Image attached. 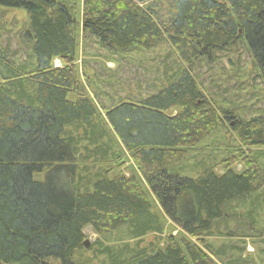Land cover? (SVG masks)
<instances>
[{"label": "trees", "instance_id": "16d2710c", "mask_svg": "<svg viewBox=\"0 0 264 264\" xmlns=\"http://www.w3.org/2000/svg\"><path fill=\"white\" fill-rule=\"evenodd\" d=\"M69 1L0 0L27 11L34 57L15 66L0 50V264H82L77 255L87 227L102 237L128 224L136 236L148 233L151 196L185 235H166L163 247L130 252L114 264H219L207 238L232 202L264 189V169L245 152L220 162L222 174L208 167L188 177L170 169L228 122L242 147H264V115L245 120L218 107L190 70L244 39L264 81V0H173L167 22L143 0ZM86 33L111 51L168 40L185 68L157 92L105 109L103 119L75 64ZM97 119L104 126L97 138L114 132L147 189L123 173L79 177V141L67 130L87 124L93 134ZM238 162L240 172L233 168Z\"/></svg>", "mask_w": 264, "mask_h": 264}, {"label": "rangeland", "instance_id": "374dc122", "mask_svg": "<svg viewBox=\"0 0 264 264\" xmlns=\"http://www.w3.org/2000/svg\"><path fill=\"white\" fill-rule=\"evenodd\" d=\"M77 1L80 0H73L74 3ZM79 3L83 5V0ZM142 3L143 6L152 3L160 21L167 22L173 14V0H143ZM75 11L76 15L81 13L82 6ZM78 17L81 18V14ZM27 27L28 14L24 8L0 5V50L15 66L34 61L32 44L25 36ZM75 64L88 96L97 105L103 119L105 109L122 100L138 101L157 92L174 81L185 68L168 40L150 49L135 46L127 51H111L90 33L79 38ZM190 70L204 93L218 107L230 110L245 120L264 115V81L244 39L198 59ZM93 124H96L93 134H90L87 124L71 125L67 130L79 141V177H93L98 172H108L112 176L123 173L129 177L134 175L146 187L131 154L123 148L114 132L110 130V134L105 133L98 139L104 126L99 119L94 120ZM116 152L119 158L113 156ZM243 152L257 159L264 169V147H242L228 122L225 128L188 150L170 170L181 176L197 177L206 168L212 167L222 174L224 170L219 163L232 154L240 156ZM233 168L240 172L244 166L238 162ZM151 200L154 207L149 222L153 227L148 233L136 236L128 224L102 237L92 227H87L85 234L90 245L77 255L79 262L114 264L117 257L127 258L130 252L145 247H163L166 235L178 238L185 235L179 226L167 218L152 196ZM263 234L264 189L228 206L227 217L215 223L212 234L207 238L210 248L207 252L219 264H264ZM190 239L198 243L197 238ZM126 250L127 253L120 256Z\"/></svg>", "mask_w": 264, "mask_h": 264}, {"label": "water", "instance_id": "95a60500", "mask_svg": "<svg viewBox=\"0 0 264 264\" xmlns=\"http://www.w3.org/2000/svg\"><path fill=\"white\" fill-rule=\"evenodd\" d=\"M84 245H85V247H89V245H90V242H89V240H88V239H86V240L84 241Z\"/></svg>", "mask_w": 264, "mask_h": 264}, {"label": "built area", "instance_id": "2783aa9c", "mask_svg": "<svg viewBox=\"0 0 264 264\" xmlns=\"http://www.w3.org/2000/svg\"><path fill=\"white\" fill-rule=\"evenodd\" d=\"M56 63H59V65H57V66H61V63H60V61H59V60H57V61H56Z\"/></svg>", "mask_w": 264, "mask_h": 264}]
</instances>
